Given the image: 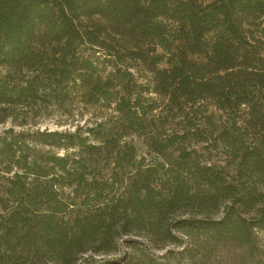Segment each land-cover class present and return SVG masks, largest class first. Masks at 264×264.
<instances>
[{"label": "trees", "instance_id": "obj_1", "mask_svg": "<svg viewBox=\"0 0 264 264\" xmlns=\"http://www.w3.org/2000/svg\"><path fill=\"white\" fill-rule=\"evenodd\" d=\"M263 23L264 0H0V67L6 69L0 77V125L26 126L37 109H62L76 100L114 105L119 129L114 140L87 129L92 143L78 132L39 134L43 143L76 149L63 156L37 152L13 129L0 136V206L4 197L8 203L0 264H33L41 256L54 264H78L77 256L116 251L110 233L118 221L109 204L97 208L103 218L89 220L81 214L86 201L78 193L94 182L90 169L98 159L131 165L133 148L119 142L129 132L143 133L157 110L144 97L149 89L137 81L140 69L150 75L151 93L175 111L173 119L203 101L233 115L217 136L233 161V174L194 162L183 147L175 150L180 184L169 198H154L161 195L150 188L151 170L137 173L122 229L138 225L149 211L162 213V203L174 211L192 201L194 207L221 210V217L179 220L176 229L197 242L163 261L144 256L104 264H212L201 254L210 244L223 264H264ZM175 139L152 137L153 151L163 156L176 147ZM141 175L146 180L136 181ZM167 236L177 241L169 230ZM24 253L33 256L21 263Z\"/></svg>", "mask_w": 264, "mask_h": 264}, {"label": "rangeland", "instance_id": "obj_2", "mask_svg": "<svg viewBox=\"0 0 264 264\" xmlns=\"http://www.w3.org/2000/svg\"><path fill=\"white\" fill-rule=\"evenodd\" d=\"M259 30L261 31L260 36H263L261 49L264 55V23ZM106 68L108 71L109 67ZM5 72L6 69L0 67V77L5 75ZM135 76L139 84L149 89V92L145 93L144 97L154 101L157 105V110L150 115L143 133L129 132L119 142L120 147L126 144L130 148H133L131 165L126 166L125 163H122L118 167L112 163L115 162L113 161L115 160L113 157H108L107 160L103 157L98 159L99 163L98 165L96 164L97 167H93H96V169H90L91 175L89 178L94 180V182L91 186L80 189L78 193L81 198L80 200L84 199L86 201L85 210H82L83 213L81 212V214L82 216H87L89 220H94L93 218L97 216L103 218L105 213L99 215L100 212L97 208L103 205L102 202L109 204L108 209L111 210L110 213L116 215V220L118 221L115 230H112L110 233L117 249L110 254L100 255L89 252L83 256H77L76 258L80 259L78 264L81 263L83 258H89L84 264L119 263L123 259L142 258L144 256L163 261V258L169 256V253L176 255L184 246L191 247L197 242L194 240L191 242L183 236L179 229H176L175 226L179 220L193 216L200 218L208 217L213 220L221 217V210L216 212L213 208L203 209L194 207L191 203L192 201L189 203H179L174 211H170L169 204L162 203V213L152 210L141 217V222L138 225H125L124 229L119 226V224L122 225L124 223L126 218L124 210L130 208L126 200L132 197V191L129 186L133 181V176L137 173L144 174L145 171L151 170L149 172V175H151L149 181L150 188L161 195V197L154 195L155 199H167L172 195L175 188L180 184L175 167L178 161L176 148L183 147L186 152H191L190 157L194 162L214 164L221 167L224 173L231 175L234 168L233 161L227 154V149L217 143L219 132L229 127L233 118L232 114L218 111L210 101H203L192 108H187L184 114H178L173 119L172 115L175 111L172 112L169 109L166 100L151 93L152 83L150 75L140 69ZM113 109L114 105H108L104 102L84 106L76 100H72L62 109L56 107L37 109V114L35 116L32 115V120L29 119L26 126L19 127L17 124L7 121L0 125V136L8 129H13L16 133H24V140L30 143L37 152L49 156L70 155L76 149L63 150L50 141L43 143L44 138L39 134L48 132H78L82 137L87 136V143H92L94 142L93 138L86 130L93 128L95 133H108L112 135V140L117 139L119 129L117 128L118 124L116 120L118 115ZM192 132H196L194 134L197 135L192 136ZM186 134L188 136L185 139H180V136H185ZM152 137L160 142L167 140L169 137H175L176 147L164 151V155L159 156L153 151L151 145ZM123 151L128 153L127 148H124ZM113 168L114 171H112ZM169 170L171 172H168ZM176 178H178V182ZM180 178L184 179L185 177L181 176ZM136 179V181L139 180L140 182L141 180H146L144 175ZM3 184L4 180L0 177V188ZM99 188L104 189L99 191ZM98 193H101L102 197H99L100 201L96 202ZM5 204L8 203L5 202L4 197V207ZM4 207L0 206V228L4 224ZM168 230L177 240L174 243L169 241L168 236L165 237V233ZM178 242H180V245H178ZM43 251L44 249H42ZM201 254L204 256L205 261L212 262V264H216L217 262H220V264L225 263V261L220 259L217 249H214L212 244L205 247ZM27 255L28 257L24 253L21 263L26 258L33 256L30 253ZM32 260L34 261L33 264H54L48 261L47 256H41L40 259L33 258ZM24 264H31V262L27 261Z\"/></svg>", "mask_w": 264, "mask_h": 264}]
</instances>
